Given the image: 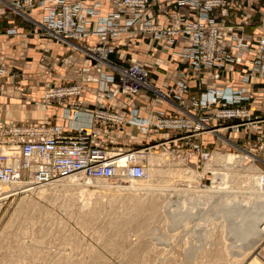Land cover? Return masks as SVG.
I'll list each match as a JSON object with an SVG mask.
<instances>
[{"label": "built area", "instance_id": "obj_1", "mask_svg": "<svg viewBox=\"0 0 264 264\" xmlns=\"http://www.w3.org/2000/svg\"><path fill=\"white\" fill-rule=\"evenodd\" d=\"M0 5L33 22L38 34L81 49L92 61L78 82L47 84L45 108L81 95L82 83H95V107L88 125L65 129L49 119L0 122L2 184L22 183L28 188L67 175L141 180L148 176L145 155L175 141L188 159L204 165L213 151L201 146L202 134L239 133L256 122L252 85L264 87V0H109L108 11L101 10L100 0H0ZM36 8L43 12L40 21L30 15ZM4 33L17 35L18 27L11 25ZM90 36L95 43L89 48L77 44ZM119 38L138 47L146 39L150 49L178 59L183 68L174 78L163 77L157 87L151 81L152 68L137 58L131 57L127 64L110 59ZM39 61L54 64L45 55ZM6 65H0V77L8 73ZM235 66L242 67L238 79L233 78ZM192 82L197 93L190 92ZM116 93L125 96L123 104L128 107L105 106L104 101ZM140 95L153 107L144 115L130 104ZM163 103L170 112L160 109ZM79 109V103L66 108L73 116ZM221 121L228 124L213 125ZM131 127L153 144H131ZM257 185L264 192V169L257 175Z\"/></svg>", "mask_w": 264, "mask_h": 264}, {"label": "rangeland", "instance_id": "obj_2", "mask_svg": "<svg viewBox=\"0 0 264 264\" xmlns=\"http://www.w3.org/2000/svg\"><path fill=\"white\" fill-rule=\"evenodd\" d=\"M227 143L223 137L205 166L188 159L180 143L151 149L166 161L143 181L90 184L76 176L79 184L59 178L19 193L7 186L0 200V264H264V238L251 236L244 244L229 234L232 226L235 234L253 228L256 187L250 178L260 163L253 144L235 150ZM197 179L198 188L213 181L208 194L192 187ZM136 198L145 202L141 209L132 204ZM166 201L173 214L166 213Z\"/></svg>", "mask_w": 264, "mask_h": 264}, {"label": "crops", "instance_id": "obj_3", "mask_svg": "<svg viewBox=\"0 0 264 264\" xmlns=\"http://www.w3.org/2000/svg\"><path fill=\"white\" fill-rule=\"evenodd\" d=\"M82 1L86 2L87 0ZM100 1L101 10L108 11L110 8L109 0ZM11 13L0 5V65L12 61L8 73L0 77V121L8 123L10 121L28 120L32 123H40L43 119H49L61 124L65 129L88 125L91 122L89 112L95 107L94 82L82 83L83 92L79 96L54 101L47 108L43 106L42 102L43 92L47 84L59 85L66 82H78L82 76L86 75L85 68L91 66L92 61L87 58L83 50L72 49L69 44L38 34L34 29L33 22L24 19L18 20ZM42 14V10L38 8L30 12L31 17L36 21L41 20ZM11 25L18 27L19 34L6 35L4 33L5 29ZM94 43L95 37L92 36L84 41L77 42L85 49ZM141 44L144 45V48L141 47ZM141 44L139 47L133 44L127 46L125 40L119 38L115 42V53L110 56V59L119 64H127L131 57L137 58L152 68L151 81L157 87L160 86L163 77L170 76L174 78L178 71L183 68L178 59L159 53L155 49H150L148 40L144 39ZM43 55L54 59V64H42L39 59ZM158 57L163 60L162 63H156L155 59ZM234 69L233 78L238 79L242 67L235 66ZM90 72L96 74L92 67ZM16 74L20 77L16 78ZM17 82L18 85H16ZM252 91L255 97L251 107L252 118L256 122L251 124L250 129H242L239 133H231L228 130L205 133L200 136V143L203 148L212 151L221 146L223 137L229 140L227 145L235 150H237L236 146L253 144L251 147L254 153L252 154L255 155L254 159H257L256 161L260 163L257 168L264 169V87L254 84V87L252 85ZM190 92H198L194 82L191 84ZM124 100L125 96L122 93H116L113 99L104 101V104L112 110H120L128 107L123 104ZM73 103L80 104V109L74 116L73 113H68L66 110ZM130 104L139 107L141 115L153 109L143 99V95L132 97ZM160 109L170 112L166 103L161 104ZM221 124H228V122H213L214 126ZM131 131L134 138L130 142L136 147L153 144L137 128L131 127ZM179 143L175 141L173 146L178 147ZM260 144H263V146L260 147ZM215 193H220V191ZM252 193L253 197L262 199L259 202L256 201L255 206L252 205L251 210L254 208L256 212H251L249 218H252V225H256L255 229L258 227L261 230V226L264 224V206L262 205L264 204V196L256 195L255 191ZM255 233L259 232L256 231ZM255 239V241L258 240L256 237Z\"/></svg>", "mask_w": 264, "mask_h": 264}, {"label": "bare ground", "instance_id": "obj_4", "mask_svg": "<svg viewBox=\"0 0 264 264\" xmlns=\"http://www.w3.org/2000/svg\"><path fill=\"white\" fill-rule=\"evenodd\" d=\"M21 121H23V120H21ZM26 121H28V120H26ZM0 122H3V121H0ZM154 152H157V151H154ZM242 152H245V151H242ZM213 153V152H212ZM245 153H248V152H245ZM154 154H157V153H153V152H148L146 155H145V165H146V173H147V177L146 178H144V179H141V180H129V181H143V180H146V179H148L149 178V172H150V174H152L153 176H156V175H158V173H159V170L157 169V165H162V163H164L166 160H165V158L164 157H162V156H156V155H154ZM249 154V153H248ZM251 154V153H250ZM162 155V154H161ZM219 155V154H218ZM253 155V154H252ZM231 156V155H230ZM253 156H255V155H253ZM211 157H212V154H211ZM211 159V158H210ZM210 161V160H209ZM208 162V161H207ZM206 162V163H207ZM210 163V162H209ZM208 163V164H209ZM152 164V165H151ZM207 164V169H208V167H209V165ZM204 166H205V163H204ZM206 169V168H205ZM161 170V169H160ZM193 171V170H192ZM192 171H189V172H192ZM194 171H196V170H194ZM197 172V171H196ZM209 171H205L204 170V167H203V170H202V173H208ZM260 172V170L258 171V173ZM258 173H257V175H258ZM218 175V174H217ZM257 175H256V177L254 176V177H252V178H250V180L251 181H254V183H253V185H254V187H256V189L254 190L255 192H256V195H259V196H264V192L262 191V190H260L259 189V187H258V185H257ZM76 176H78V175H67V176H64V177H60V178H64L62 181H65V180H68L69 182H71V183H73V184H79V178L78 177H76ZM201 176H202V174H201ZM200 176V177H201ZM245 176V175H244ZM72 177H74V178H72ZM80 177V176H79ZM249 177V176H248ZM57 180H59V178H56V179H51V180H48L47 182H43V183H40V184H37V185H34V186H30V187H28V188H25V186L22 184V183H15V184H2V183H0V185H3V186H0V200H2V199H5L8 195H7V192H8V190H5L6 189V187L7 186H10L11 188H13V189H16L15 191H18V193L19 192H25V191H31V190H34V189H37V188H39V187H43L44 185H46V184H49V183H51V182H53V181H56L57 182ZM79 181V182H78ZM87 181H89V183L90 184H92L93 183V181L92 180H87ZM195 181V182H194ZM58 182H60V181H58ZM192 182H194L195 183V186H193L192 185V187L193 188H195L197 191H199V192H203V193H209L210 192V190H211V187L213 186V181H212V184L211 185H209L207 188H205V189H202V188H198L197 187V185H198V182H199V179H197V180H192ZM201 184V183H200ZM82 185V184H81ZM256 185V186H255ZM86 186V185H85ZM173 188V187H172ZM198 188V189H197ZM143 189L144 190H146V189H148V186H146V185H144L143 186ZM215 189V188H214ZM217 190V189H216ZM208 191V192H207ZM253 191V192H254ZM258 193V194H257ZM132 195H134V193L132 194ZM135 197V196H134ZM140 198V197H139ZM260 199H262V198H255V202L256 201H261ZM131 200V199H130ZM260 203H262V202H260ZM132 204L135 206V208L136 209H141V207L142 206H145V202L143 201V199H142V201L140 200V199H132ZM241 205V204H240ZM152 206V204L150 205V207ZM130 207V206H129ZM165 211H166V213H169V214H173V211H174V207H173V204L171 203V202H169V201H166L165 202ZM176 208V207H175ZM241 208V207H240ZM241 210H242V208H241ZM136 211V210H135ZM152 213V212H151ZM153 213H154V211H153ZM255 213V212H254ZM154 216H155V214H154ZM151 217V216H150ZM240 217V216H239ZM259 217V216H258ZM242 218V217H241ZM256 219V218H255ZM262 219V218H261ZM260 219V220H261ZM260 222V221H259ZM263 222V221H262ZM258 223V222H257ZM252 225V224H251ZM259 225V224H258ZM253 226V228H251L250 230L249 229H245V230H242L241 231V233H239V234H235V231L237 232V230L232 226V228L230 227V229H229V234L230 235H233V236H231V239L232 240H234V241H239L240 243H242V241L243 240H245L246 238H249V237H251V236H254V237H256V238H264V224L261 226V230L257 227V229H255V226L256 225H252ZM251 226V227H252ZM118 228H120V227H118ZM259 232V233H255V232ZM240 232V231H239ZM252 240V239H251ZM243 243H244V241H243ZM245 244V243H244ZM236 245V244H235ZM255 245V244H254ZM241 246V245H240ZM238 247V246H237ZM247 247V246H246ZM250 247V246H249ZM241 248H242V246H241ZM244 248V247H243ZM236 249H238V248H236ZM250 250V249H249ZM236 251H239V249L238 250H236ZM242 251V250H241Z\"/></svg>", "mask_w": 264, "mask_h": 264}, {"label": "flooded vegetation", "instance_id": "obj_5", "mask_svg": "<svg viewBox=\"0 0 264 264\" xmlns=\"http://www.w3.org/2000/svg\"><path fill=\"white\" fill-rule=\"evenodd\" d=\"M173 145V144H172Z\"/></svg>", "mask_w": 264, "mask_h": 264}]
</instances>
